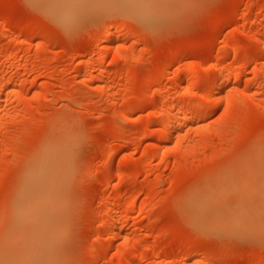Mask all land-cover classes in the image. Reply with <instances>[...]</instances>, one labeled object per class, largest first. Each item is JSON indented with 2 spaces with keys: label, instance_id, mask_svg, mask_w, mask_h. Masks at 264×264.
I'll list each match as a JSON object with an SVG mask.
<instances>
[{
  "label": "rangeland",
  "instance_id": "obj_1",
  "mask_svg": "<svg viewBox=\"0 0 264 264\" xmlns=\"http://www.w3.org/2000/svg\"><path fill=\"white\" fill-rule=\"evenodd\" d=\"M131 1L0 0L6 264H264V0Z\"/></svg>",
  "mask_w": 264,
  "mask_h": 264
},
{
  "label": "bare ground",
  "instance_id": "obj_2",
  "mask_svg": "<svg viewBox=\"0 0 264 264\" xmlns=\"http://www.w3.org/2000/svg\"><path fill=\"white\" fill-rule=\"evenodd\" d=\"M52 2L54 3V5H56L61 11H63V12H60L59 10H58V13L62 16V17H64L65 15H66V13L68 12H71L72 10H74L75 8H78V7H81L83 4H84V2H85V0H52ZM126 2L129 4V5H131V0H126ZM222 74V73H221ZM220 74V75H221ZM236 75V74H235ZM234 75V76H235ZM233 76V77H234ZM205 77H207V76H205ZM200 78L201 80L200 81H202L203 79H206V78ZM221 77V79L219 78V76L217 77V79H219L218 81H220V80H224L225 79V77L226 76H224L223 74L220 76ZM227 77H229V75L227 76ZM237 77V75L235 76V78ZM198 82H199V80H198ZM200 83V82H199ZM214 87H215V89H216V86L214 85ZM214 87H211L210 88V90H212L213 92H214V90H213V88ZM209 90V91H210ZM211 91V92H212ZM216 91V90H215ZM206 99V98H205ZM235 99V98H234ZM233 99V101H234V103H235V100H237V99H235L234 100ZM212 100V99H211ZM214 100V99H213ZM212 100V101H213ZM219 99H216V100H214L216 103L218 102V103H220L221 101H218ZM227 100H229V99H227ZM231 100V99H230ZM232 101V100H231ZM205 101H203V103H204ZM238 102V101H237ZM225 103V102H224ZM230 103V102H229ZM233 102H231V105H227V109H229V110H233L236 106H234V108L233 109H231L232 108V106H233V104H232ZM220 104H223V103H220ZM228 104V103H227ZM235 105H237V103L235 104ZM231 107V108H230ZM194 108V109H193ZM194 111H198V107H197V110L195 109V107H192V109H191V113H193ZM196 112H194V113H196ZM198 113V112H197ZM170 114V113H169ZM169 114H164V116L165 115H169ZM174 114H172V116H173ZM171 116V114L169 115V116H165L164 117V119H163V116H162V122H163V120L165 121V126H166V124L168 123V125H170V122H171V120L172 119H175L174 117H175V115L173 116V118H171L172 117ZM169 119H167V118ZM176 117H177V115H176ZM171 119V120H170ZM170 121V122H169ZM164 124V123H163ZM168 125L166 126L167 128H166V130H165V128H164V130H165V133L167 132L168 133ZM164 126V125H163ZM164 132V131H163ZM180 134H182V133H180ZM168 135V134H167ZM166 135V136H167ZM165 136V135H164ZM164 136H163V138H164ZM165 136V137H166ZM164 146H162V148H159L160 150L158 151L159 153H158V156H159V154L160 155H162V154H164V151H165V148H163ZM46 149V148H45ZM40 156V155H39ZM39 159V158H38ZM38 159L37 160H35V163H36V165H34V167H35V169L33 168V170H30L31 171V173H29V174H31V175H33V176H28V177H30V178H28L27 180H29L28 182L29 183H27V185H29V187H33V185H36V184H44L45 182H47L48 181V177H50L49 175H48V170L50 169V166H51V170H53V168L55 167L54 166V164H49V166H46L47 164L46 163H43V165H42V162L40 161V163L38 162ZM34 163V164H35ZM38 163V164H37ZM31 168V167H30ZM35 171V172H34ZM34 173V174H33ZM32 177V178H31ZM22 193L23 194H21V195H24V190L22 191ZM41 203H43V200H37V199H32V201L29 203V205L27 204V205H24V206H22L21 208H19L17 211H16V219L18 220V225H21V226H19V228H21V227H24V228H28V231H27V229L25 230V231H27V233H28V235H29V233L31 234L30 236H29V240H27L26 241V239H28L27 238V236L26 235H23L24 234V232H19V230H17V229H19V228H17V229H15L16 227H14V229L13 230H15L13 233H11V239H10V237H9V240L10 241H7L6 243H5V245H4V249L0 252V264H6V262H10L11 260H13V256H11L10 255V245H11V243L12 242H14V241H16L17 240V238L19 237L20 238V236H18L19 234L21 235V237H23V236H25L26 237V239H25V237H23V241L24 242H27V243H24V244H27L26 245V249L27 250H31V249H36V247H37V245L39 244V242H40V240H39V235H40V233L37 231V230H40L41 228L39 227L40 225H42V223H41V220H40V218H41V213H40V208H41ZM41 223V224H40ZM6 224V223H5ZM2 226V225H1ZM38 227H39V229H38ZM11 231H12V229H11ZM17 232V233H16ZM14 239V240H13ZM25 239V240H24ZM8 240V239H7ZM40 245V244H39ZM46 248V247H45ZM44 253H45V251H44ZM46 255L44 254V256L43 257H45ZM15 258H16V260L18 261V260H21L20 258H19V256H18V253L16 254V256H14ZM121 264V263H120Z\"/></svg>",
  "mask_w": 264,
  "mask_h": 264
}]
</instances>
